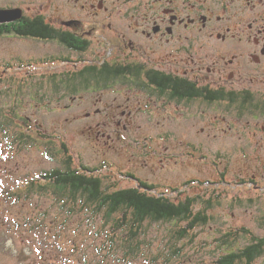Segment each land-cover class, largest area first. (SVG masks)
Here are the masks:
<instances>
[{
    "label": "flooded vegetation",
    "instance_id": "af4514ba",
    "mask_svg": "<svg viewBox=\"0 0 264 264\" xmlns=\"http://www.w3.org/2000/svg\"><path fill=\"white\" fill-rule=\"evenodd\" d=\"M0 15L6 20L0 32H7L0 34V42L8 39L39 49L32 55L12 51L4 67L9 73L18 66L23 74L32 67L56 65L59 72L39 78L62 81L89 69L123 71L109 82L82 88L79 102L85 95L94 99L89 105L93 108L84 114L91 122L87 127L130 131L142 127L143 119L155 122V127L184 122V128L192 129L194 136L188 131L187 136L168 132L151 138L155 161L161 158L164 168L170 161L177 164V157L186 165L189 157L205 164V171L200 165L199 178H162L161 184L155 177L156 193H178L173 201L178 204L201 197L207 190L200 184L210 177L206 162L213 160L217 167L221 160L219 165L226 164L222 174L235 175L226 188L264 202V0H0ZM40 29L54 32L56 40L33 34ZM65 35L77 39V45L64 43ZM48 44L56 45L58 53H42ZM27 75L32 76L31 71ZM160 76L165 85L158 82ZM210 94L217 99L211 100ZM191 95L196 97L187 98ZM220 124L225 138L207 133ZM109 138V147L123 141L120 136ZM165 140L166 153L160 150ZM112 149L120 150L115 145ZM247 159L262 167L253 170L254 165L244 175L238 167L243 162L235 167L233 160ZM123 175L134 186L143 181L134 171ZM250 214L249 219H264L257 211Z\"/></svg>",
    "mask_w": 264,
    "mask_h": 264
},
{
    "label": "rangeland",
    "instance_id": "374dc122",
    "mask_svg": "<svg viewBox=\"0 0 264 264\" xmlns=\"http://www.w3.org/2000/svg\"><path fill=\"white\" fill-rule=\"evenodd\" d=\"M14 50L23 55L39 52L35 47L19 46L18 42L8 39L0 42V67H2L0 120L11 121L16 131L33 139L32 143L28 140V145L18 147L0 133V198L2 200H0V264H216L218 258L225 252L215 245L214 223L204 232L205 248H199L198 244H194L178 257L170 252L171 242L166 243L170 225H155L148 231L151 238L145 240L147 245H144L135 257H130L117 246L121 241H116L115 245H112V241L109 242L114 231L112 224L105 226L101 218L84 210L81 202L76 204L71 202L74 197L72 194H64L61 189L59 195L58 193L56 195L53 188L51 192L49 191V200L46 201L23 187L25 182L29 183V180L39 182L43 187L53 186L56 183L38 178L39 173L50 172L57 168V164L53 162L55 159L58 161L65 159L62 151L58 153L63 145L68 147L69 156L76 157V164L81 157L86 166L96 167L97 174L103 179L106 187L114 182H118L122 188L133 187L130 181L121 178L122 173L128 171L136 172L138 177L151 185H155L157 181L155 177L159 179L157 184H161L162 178L168 180L184 176L199 178L202 175L200 168L205 164L200 160L185 157L187 164L183 165L177 157L175 160L177 164L170 161L162 168L159 165L161 158L155 161V143H151V138L155 139L158 134L165 136L168 132L187 136L190 134L188 131L194 136L192 129L184 128L186 127L184 122L177 124L176 127L168 124L167 127H155V122L140 119L142 127L132 126L130 131L107 125L89 132L86 127L91 122L84 117V114L89 108H93V106L89 107L94 101L91 95H85V100L81 102L78 99L73 101L67 99L64 105H60L63 95L49 92L50 80L47 84L42 81L48 88L47 92L24 94L23 91L18 90L19 87H29L44 73L56 74L60 68L56 65H46V69L40 70L32 67L20 74L19 71L23 72V70L18 66L11 70L13 73H9L10 70L4 67L8 65L7 60ZM42 53L47 56L56 54L58 47L48 44ZM29 71L32 76L27 75ZM36 95H40V98L33 100ZM113 101L110 100L109 104ZM69 103L70 110L65 111L67 107L64 106ZM113 114L117 115V113ZM134 115L137 116V113ZM206 126L209 127L208 124ZM218 126L211 127L213 131L207 133L225 138L221 135L223 125ZM115 136H120L123 140L119 144L118 141L112 143L113 146L120 148L119 152L112 149L113 146L109 147L111 142L109 137L116 139ZM165 142L166 144L160 148L164 152V147L169 141L165 140ZM180 147L182 148V145ZM54 149L57 150V157L53 156ZM47 150L50 151L48 154H46ZM213 163V160H208L206 165L208 175L214 180L218 177H214L213 173L217 174L223 167L220 165L219 168L214 167ZM205 169L204 167V171ZM165 194L170 196V193ZM177 195L178 193L175 197ZM175 197H171L172 202H175ZM237 220L225 219L221 222L225 221L226 228L230 229L239 223ZM241 220L242 223H247L249 227L262 232L253 219ZM248 241L250 240L240 239L237 242L239 245L240 243L245 245ZM231 246L236 249V241L232 240ZM257 264H264V259Z\"/></svg>",
    "mask_w": 264,
    "mask_h": 264
},
{
    "label": "trees",
    "instance_id": "16d2710c",
    "mask_svg": "<svg viewBox=\"0 0 264 264\" xmlns=\"http://www.w3.org/2000/svg\"><path fill=\"white\" fill-rule=\"evenodd\" d=\"M0 34H7V32L3 31ZM33 34H42L52 40H56L57 38L56 34L49 30L40 29L35 33L33 32ZM62 39L66 44L74 43L77 45V39L70 35H65ZM121 74H123L122 70L89 69L86 73L82 72L75 77L69 76L62 81L55 77L48 78L46 81L37 79L34 84H31L29 87L24 86L19 88V90L23 91L24 94H33V92L39 91L47 92L48 88L47 86L45 87V84L50 80L49 92L62 94V103L60 105H64V101L67 99L68 101L78 99L82 95V88L88 89L92 86L93 82L100 80H107L109 82ZM42 81H45V84ZM158 82L161 85H165L167 81L165 77L160 76ZM194 93L196 94V92L191 94ZM174 95H178L176 97H184L178 93ZM37 97L40 98V95H36L33 100H38ZM194 97L196 96H187V98L191 99ZM209 98L216 100L217 96L210 94ZM69 106L70 103L64 106L67 107L65 111L70 110ZM12 115L14 114L12 113ZM86 129L90 132L92 129L98 130L99 128L91 129L87 127ZM0 133L9 138L12 142L11 144L18 147L28 145V140L30 143L33 142V139L26 137V134H20L16 131L11 121L3 122L0 120ZM56 151L54 149V157H57ZM61 151L65 159L63 161H58L57 159L53 161L57 164V168L50 172L39 173L38 179L56 182L53 186L43 187L39 182L35 183L29 180V183L25 182L23 187L30 189L32 194L43 197L46 201L49 200V191L51 192L53 188L56 195L57 193L59 195L61 189L64 194H72L74 197L71 199V202L74 204L81 202L83 209L90 212L93 216L101 218L100 220L104 222L105 226L112 224L114 231L109 242L112 241V245H115L116 241H121V245L117 243V246H119V249L126 256L135 257L141 248L147 245L145 240L151 238L148 235V231L155 227V225H170L168 227L166 243L171 242L169 249L175 257L182 255L188 247H192L194 244H198L199 248H205L206 240L203 237L204 232L214 223L216 227L213 232L216 235V238H214L215 245L219 250L225 252L223 256L218 258L219 260L216 264H257L260 260L264 259V219H253L262 232H256L247 223L241 222V219H249V214L254 211L263 216L264 202H258L259 200L248 196L242 197L243 193L233 192L234 190H231V188H226L224 184L233 183L231 178L235 176L234 174H222L226 164L224 166L220 165L223 168L221 171L218 170L216 174L218 179L213 180L209 177L205 180L207 182H201L200 186L204 187V190H207L206 193L201 195V197H191L186 203L181 202L183 204H178L172 202L171 196L168 194L156 193L155 185L147 184L148 182L144 181H135L136 186L134 187L122 188L118 182L109 184L106 187L103 179L97 174L98 169L96 167L86 166L81 157H79V163L77 162L78 164H76V157L69 156V150L66 145H63L58 153ZM49 152L47 150L46 154ZM261 160L264 166L262 157ZM238 161L243 162V166L239 164L238 167L244 175H247V172H251L254 165L256 169L253 170L262 167H258L259 164L257 165V163L253 165L251 159H247L246 161L233 160L235 167ZM219 162L222 161H216L218 168L220 167ZM124 176L122 173L121 178L123 179ZM213 183L222 184L214 186L211 185ZM233 193L235 195H232ZM56 197L58 199V196ZM225 219H238L239 223L227 229L225 221L221 222ZM240 239H248L250 241L245 245L241 243L239 245L237 241ZM232 240L237 243L236 249H233V246H231ZM149 246L151 247V245ZM152 262L155 263V261Z\"/></svg>",
    "mask_w": 264,
    "mask_h": 264
},
{
    "label": "water",
    "instance_id": "95a60500",
    "mask_svg": "<svg viewBox=\"0 0 264 264\" xmlns=\"http://www.w3.org/2000/svg\"><path fill=\"white\" fill-rule=\"evenodd\" d=\"M0 23H6V20L4 19V15H0Z\"/></svg>",
    "mask_w": 264,
    "mask_h": 264
}]
</instances>
